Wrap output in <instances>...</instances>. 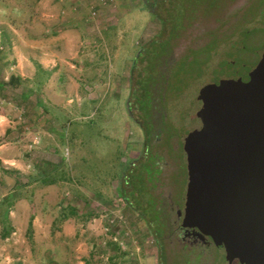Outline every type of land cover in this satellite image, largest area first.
Returning a JSON list of instances; mask_svg holds the SVG:
<instances>
[{
	"label": "rangeland",
	"instance_id": "1",
	"mask_svg": "<svg viewBox=\"0 0 264 264\" xmlns=\"http://www.w3.org/2000/svg\"><path fill=\"white\" fill-rule=\"evenodd\" d=\"M19 2L23 12L16 16L12 9ZM168 2L0 0V83H4L0 94L13 113L9 115L25 121L18 134L0 137V155L9 161L0 158V264H63L65 244L72 250L73 264H213L216 253L198 258L193 252L184 254L177 236L159 237L160 226L145 218H157L159 207L170 210L172 205L163 202L170 201L171 195L178 200L184 193L187 169L180 147L201 118L200 101L221 76L224 81L219 87L229 86L240 62L263 54L262 46L245 45L241 53L232 55L235 67L226 64L230 62L220 67L213 63L214 69L208 71V54L241 31L245 30L248 43L262 40L264 0H195L189 7L194 13L171 42L170 55L158 65L148 51L158 47L167 26L171 27L169 21L161 20L169 17ZM48 15L69 17L71 22L87 19L92 30L87 34L76 25L55 33L56 26L44 19ZM261 16L259 27L254 21ZM14 20L22 24L21 36L40 40L34 52L51 51L50 40L64 33L60 41L65 45H58L65 59L72 50H84L87 36L93 42L87 52L96 57L84 58L82 64L70 61L78 70L60 75L64 79L60 84L66 88H59L58 94L64 97L65 107L68 99L75 100L69 109L72 114L66 108L70 116L64 113L61 122L46 120L39 130L46 132L44 137L31 130L25 109L11 110L19 94L5 81L12 71L9 34ZM204 51L207 54L202 56ZM44 80L39 74V94ZM74 83L85 89L76 92L69 86ZM147 89L160 92L155 93L151 117L162 129L157 112L158 105H165L164 126L173 139L159 131L152 142H144L147 119L142 109L148 105ZM175 103L178 117L170 112ZM162 166L164 172L157 177ZM44 179L54 181L44 183ZM65 214L79 217L71 240L60 234ZM35 215L41 219L37 234L35 226L30 229L31 218L37 221Z\"/></svg>",
	"mask_w": 264,
	"mask_h": 264
},
{
	"label": "water",
	"instance_id": "2",
	"mask_svg": "<svg viewBox=\"0 0 264 264\" xmlns=\"http://www.w3.org/2000/svg\"><path fill=\"white\" fill-rule=\"evenodd\" d=\"M261 18L254 24L260 27ZM261 29L262 40L248 43L243 30L210 52L208 71L213 63L235 67L232 55L245 45L264 49V26ZM247 60L235 68L229 86L219 87L221 76L200 101L201 123L195 124L186 147V210L218 229L214 236L229 256L243 264H264V52Z\"/></svg>",
	"mask_w": 264,
	"mask_h": 264
},
{
	"label": "crops",
	"instance_id": "3",
	"mask_svg": "<svg viewBox=\"0 0 264 264\" xmlns=\"http://www.w3.org/2000/svg\"><path fill=\"white\" fill-rule=\"evenodd\" d=\"M12 11L16 14V16H19L23 12L21 3L19 2L18 5H15ZM63 14H65V12H63ZM99 18L100 16H98L96 19L93 20L97 21ZM32 19L30 21H32ZM44 19L48 20L47 21L48 23L54 24L56 26L57 30L54 31L55 33H57L58 29L62 30L65 29V27L67 26L69 28V27H75L76 25L79 26V29L81 31L86 32L87 34H89L90 31L92 30V27L90 26L89 21L87 19L86 20L80 19L79 21L71 22L70 20L72 19H70L69 17L62 16L61 18L58 17L56 19V18H49V15L47 18ZM35 20L36 19H33V21ZM31 23L32 22H30L29 25ZM10 25H11L10 30L12 33L9 35L13 41L12 42L13 61L10 64L12 71L9 73L10 76L5 78V81L9 83L11 76L14 75L15 79H17V81H15L16 87L11 85L10 83L8 85L15 87L16 91L17 90L19 91V94L16 95L14 104L12 103L13 104L12 105L10 103L13 106V108L10 109L15 111L20 109L22 111L26 110L28 112L26 113V115L28 114V117L31 118V120H29V124L30 126H32L31 130L34 129V131L37 132L36 133L37 135H40V137L41 136L44 137V134H46V132L42 133L39 132V130L45 125V121L48 120L49 122L47 123L61 122L60 119L65 118L64 113L67 114V116L69 115L68 112H65L66 108L70 112L69 109H71L72 107V102L75 101L74 99H68L66 102H69V105L65 107L64 97L62 100L61 95L58 94L59 92H61L59 88H61L63 91L66 88V86H62L60 84V82L64 80L60 77V75L64 71L66 72V70H70V72L74 70H78V67L73 63H70V61L74 63L79 62V64H82L81 60L84 58L94 59L96 56L91 55L92 52H87V50L92 46L91 43L93 42L90 41L89 36H87L88 38L85 41L84 50L82 52L72 50L70 51V56H68L65 59V56L59 51V46L65 45V41L62 42L60 40L61 39L63 40L64 35L66 33L62 34L61 37H56L55 39L50 40L51 51L34 52V49L32 48L36 43H39L40 40L35 39L34 36L31 35L21 36L22 24L17 22L16 20H14L13 24ZM58 26L59 28H57ZM39 74L45 77L44 82H42L43 89L41 90L42 93L44 92L46 93L45 95H43L42 93L39 94L38 91L40 90L37 89ZM18 78L20 79L19 81ZM3 84H4L3 82L0 83V88L3 87L2 86ZM69 86L76 88L77 89L76 92L83 91L85 89L84 86L82 87V85H79L78 83L77 84L74 83ZM4 99H5L4 96L0 94V137H5L7 135L8 137H10L11 135H15L16 133L18 134V131L22 130V122L25 121L21 122L20 121L21 119L20 120L15 118L13 119L9 115V113L11 114L13 113L8 112L9 111L8 106L4 103L5 102ZM55 112L61 115L57 116ZM60 116L62 117L60 118ZM18 118H21V116ZM42 119L44 120V122H42ZM9 132L11 134H8ZM24 133H26V130L22 131V134ZM22 134L17 135L16 138L19 139V136ZM60 141L61 140L59 139V143ZM0 158L2 159L3 162L8 161V159L5 160L2 155H0ZM21 166L22 165H19L18 168H22ZM23 169L25 171L27 170V168L26 169L23 168ZM77 218L79 219L78 216L72 217L70 216V214L65 216V222L62 224V230L60 233L65 236V240H71V236L75 234L73 233V231H74L75 222L76 220H78ZM34 219H37L36 223H34L35 220L33 221V226H35L34 229L37 234L38 225H40L41 219L39 218V216L36 215ZM71 251L72 250L69 247V245L65 244L63 248V252L65 253L66 256L63 261V264L74 263V258L71 257L72 255ZM82 262L84 261L83 260L79 261V263Z\"/></svg>",
	"mask_w": 264,
	"mask_h": 264
},
{
	"label": "flooded vegetation",
	"instance_id": "4",
	"mask_svg": "<svg viewBox=\"0 0 264 264\" xmlns=\"http://www.w3.org/2000/svg\"><path fill=\"white\" fill-rule=\"evenodd\" d=\"M148 92H149V99L147 101L148 105L145 106V109L141 107L143 108L142 109L143 114L144 116L146 115L145 118L147 119L146 124L143 123L145 126H143L144 130H142L144 134V142H147V141L152 142L153 136L155 135V133L157 134V132L159 131L164 132L169 137V139H173L172 135H170L169 133L170 130L166 129V127L164 126V121L166 118L164 116L165 112L163 113L162 108L163 107L166 108V106L161 104L162 107H159L158 105L157 114L159 115L158 117H160L159 124L163 125L161 129L157 127V123L155 119L151 117L154 106H155V102H156L154 99L156 92L154 91H152V93L151 91H148ZM159 93H156V94H159ZM146 95L144 96V92H143L142 96L146 98ZM176 108H177L176 103L175 105L173 104L171 105L170 112L172 115L174 113L176 116V111H175ZM201 118H202V115H201ZM201 118L199 119L200 121L196 124V127L197 126L199 127L201 123ZM146 125L148 128H146ZM188 136L189 137L186 140H184L183 143H181V147H180L182 148V151H183L184 161H185V165L187 169L186 186H185L183 195L178 197V200H175V195H171L172 197L170 201H168L167 203L163 202V205H167V204L172 205L170 210H165L159 207L156 211L157 218H153L152 216H147V218L145 219L149 220L151 218L150 220L152 222V225L154 223L155 226L156 225L160 226L156 229L159 237L163 235L164 239L166 240L167 238H170L172 236L173 237L177 236V242H179L178 245L181 247V250L183 251L184 254H190L191 252H193V256L196 255V257L198 258V256L200 255L207 256V255H213L216 253V259L214 258L213 264H243V262L238 260V258L229 256L225 246L222 243L218 242V240L214 236L217 234L218 229L210 228V226L207 224V221H206L207 218L204 221L202 216H193L192 214L190 215L189 212L186 210L188 196H189L188 184H189V178H190L189 168L187 164L188 154H187L186 147H187V144H189L190 140L193 138L192 133H189ZM159 139L160 137L158 138V140ZM163 148H166V146H164ZM160 164L161 162L158 161V166ZM162 169H165V166L160 167V172L157 174V177L163 174L164 171H162ZM162 180L163 179H161V181ZM207 194H208V190H207ZM142 214H145V213H142ZM156 220L158 221L157 224H156ZM172 224H174V227H172ZM158 241H160L159 238H158ZM161 247L164 249V244L161 243ZM188 263H191V262L188 260Z\"/></svg>",
	"mask_w": 264,
	"mask_h": 264
},
{
	"label": "trees",
	"instance_id": "5",
	"mask_svg": "<svg viewBox=\"0 0 264 264\" xmlns=\"http://www.w3.org/2000/svg\"><path fill=\"white\" fill-rule=\"evenodd\" d=\"M154 3L157 2L158 0H153ZM170 3L168 2V10H169V17L164 18L161 17V15H157L159 17H161V20L163 22L169 21L171 23V27L169 28L167 26V32L165 31V34H162L163 36H165L163 38V40L161 42H157V46L158 47H154V51H148L150 54V59L152 62H156L158 65L160 63H162V60L167 59V55H170L171 53V45H172V41L175 40L178 31L182 28L183 22L185 21V19H189L191 18V14L194 12H190L189 11V7L192 6L194 4L195 0H169ZM168 25V24H167ZM172 42V43H171ZM214 51V50H213ZM181 65H179L180 67ZM14 75L11 76L9 83L13 86L16 87V83L15 81H17V79H15ZM20 79L18 78V81ZM147 91H149V89H147ZM43 180V179H42ZM54 180H45L44 179V183H53ZM68 215V214H67ZM65 214V216H67ZM30 229L32 231L33 229V219L31 218L30 221Z\"/></svg>",
	"mask_w": 264,
	"mask_h": 264
},
{
	"label": "built area",
	"instance_id": "6",
	"mask_svg": "<svg viewBox=\"0 0 264 264\" xmlns=\"http://www.w3.org/2000/svg\"><path fill=\"white\" fill-rule=\"evenodd\" d=\"M113 222V221H112ZM116 240H119V238H117V236L116 237H114ZM120 243H123L124 244V242L123 241H120ZM125 245V244H124ZM123 246V245H122ZM124 248H125V246H123Z\"/></svg>",
	"mask_w": 264,
	"mask_h": 264
}]
</instances>
